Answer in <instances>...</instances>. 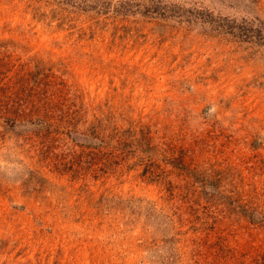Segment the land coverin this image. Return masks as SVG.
I'll return each instance as SVG.
<instances>
[{"label":"rangeland","instance_id":"1","mask_svg":"<svg viewBox=\"0 0 264 264\" xmlns=\"http://www.w3.org/2000/svg\"><path fill=\"white\" fill-rule=\"evenodd\" d=\"M0 264H264V0H0Z\"/></svg>","mask_w":264,"mask_h":264}]
</instances>
